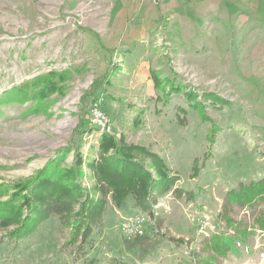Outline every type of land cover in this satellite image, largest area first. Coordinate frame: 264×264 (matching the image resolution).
I'll return each mask as SVG.
<instances>
[{"label":"rangeland","instance_id":"rangeland-1","mask_svg":"<svg viewBox=\"0 0 264 264\" xmlns=\"http://www.w3.org/2000/svg\"><path fill=\"white\" fill-rule=\"evenodd\" d=\"M102 3L0 0V92L49 70L71 71L64 95H52L46 112L21 117L29 103L0 107V183L29 178L65 144L92 154L89 146L96 149L101 132L89 124V112H79L94 105L90 97L82 108L80 99L111 62L119 71L96 101L109 133L156 153L178 179L155 200L158 224L131 197L125 211L108 200L85 256L74 259V249L62 247L70 230L53 216L16 249L0 237V264H84L91 257L98 264H176L203 237L221 230L218 214L226 191L264 176V0L224 20L216 15L192 22L183 27L184 35L165 20L147 45L109 42L99 24L112 3ZM150 69L160 78L175 72L197 94L211 93L231 105L204 104L208 120L181 93L164 105L156 99ZM178 106L186 110L184 120L178 121ZM211 123L220 128L213 143L207 137ZM71 160L72 152L64 164ZM82 169L88 188L93 179L84 164ZM175 189L191 192L192 199ZM133 212L146 218L142 238H127L122 229V216ZM168 236L189 244L177 247ZM146 246L155 251L138 259ZM238 264H264V258Z\"/></svg>","mask_w":264,"mask_h":264},{"label":"trees","instance_id":"trees-1","mask_svg":"<svg viewBox=\"0 0 264 264\" xmlns=\"http://www.w3.org/2000/svg\"><path fill=\"white\" fill-rule=\"evenodd\" d=\"M117 71L118 66L111 62L81 97L80 108L88 97L90 105L95 104L107 91L106 88L113 84ZM70 74V69L49 70L29 77L0 92V107L29 103L21 117L44 113L50 106L52 95H64ZM150 78L158 93L157 100L165 105L170 95L181 93L189 107L196 109L204 120H208L206 104L215 108L231 105L211 93L197 94L175 72L172 76L160 78L158 70L150 69ZM94 96L96 99L92 98ZM79 112L88 114L89 111L80 109ZM176 113L178 121L184 120L186 110L183 107H176ZM219 131V126L211 123L207 136L210 143L214 142ZM89 149L92 154L84 156L79 145L65 144L56 149L45 165L29 178L0 183L1 241L11 243L16 249L19 241L29 238L43 222L54 216L62 228L70 230L62 247H72L74 259H77L93 249V234L102 223L108 200L125 211L128 197L132 198L135 207L151 216L154 214V224L159 223L155 200L175 185L177 174H173L156 153L142 144L128 143L123 136L117 138L106 131L101 132L96 149L94 146H89ZM71 152V163L65 165ZM82 164L93 179L88 188L82 185ZM174 191L192 199L191 192ZM218 218L223 223L221 230L203 237L198 247L187 250V257L178 259L176 264H238L245 260L258 262L264 258V176L239 182L226 191ZM167 238L177 247L189 244L181 238ZM146 248L139 253L138 259L155 251V246ZM84 264L98 262L91 257L85 259ZM109 264L121 263L112 260Z\"/></svg>","mask_w":264,"mask_h":264},{"label":"crops","instance_id":"crops-1","mask_svg":"<svg viewBox=\"0 0 264 264\" xmlns=\"http://www.w3.org/2000/svg\"><path fill=\"white\" fill-rule=\"evenodd\" d=\"M107 1L112 3L110 12L99 24L106 39L112 43L125 40L145 45L165 20L184 35L183 27L192 22L216 15L224 20L239 9L253 10L258 3V0H102V6Z\"/></svg>","mask_w":264,"mask_h":264},{"label":"built area","instance_id":"built-area-1","mask_svg":"<svg viewBox=\"0 0 264 264\" xmlns=\"http://www.w3.org/2000/svg\"><path fill=\"white\" fill-rule=\"evenodd\" d=\"M87 119L89 124L97 128L100 132H109L110 128L106 122L105 114L97 103L89 109ZM146 223V218L142 213L133 212L122 216L121 226L127 238H137L143 235ZM203 228L204 225L201 227V232Z\"/></svg>","mask_w":264,"mask_h":264}]
</instances>
